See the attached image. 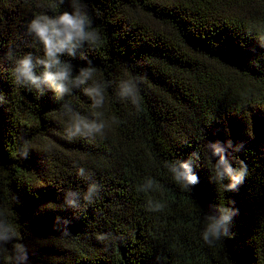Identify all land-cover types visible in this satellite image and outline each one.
I'll return each mask as SVG.
<instances>
[{
  "label": "trees",
  "instance_id": "trees-1",
  "mask_svg": "<svg viewBox=\"0 0 264 264\" xmlns=\"http://www.w3.org/2000/svg\"><path fill=\"white\" fill-rule=\"evenodd\" d=\"M80 3L101 38L84 54L105 84V104L93 109L80 90L65 99L81 116L102 111L109 127L103 137L69 141L62 102L13 76L18 59L43 56L28 23L73 11L69 0H0V214L29 264H264V0ZM62 59L74 73L87 66L79 55ZM123 79L140 81L139 113L116 96ZM229 140L243 144L228 158L233 167L243 160L248 175L225 192L210 181L207 144ZM192 153L199 183L189 191L165 164ZM146 178L153 189L138 191ZM90 182L99 186L91 203L62 207L65 191L82 197ZM148 200L165 207L149 211ZM219 206L238 214L230 236L209 246L203 218ZM58 216L70 221L67 234ZM0 264H15L12 244L0 248Z\"/></svg>",
  "mask_w": 264,
  "mask_h": 264
},
{
  "label": "clouds",
  "instance_id": "clouds-1",
  "mask_svg": "<svg viewBox=\"0 0 264 264\" xmlns=\"http://www.w3.org/2000/svg\"><path fill=\"white\" fill-rule=\"evenodd\" d=\"M61 3L64 0H60ZM73 11H64L55 16L41 14L35 16L27 25V33L36 42L43 46V56L34 57L32 54L24 55L16 61L13 76L18 85L29 90L35 89L43 94L46 90L54 94L57 101L62 102L63 113L68 117V122L64 129L65 137L71 141L76 138L95 139L97 136L103 137L105 130L109 127L108 121L104 118L102 111H93L91 118L81 116L76 112L66 97L73 94L75 90H80L92 102L93 109H103L105 104V84L94 79L95 68L92 61L84 54L85 46L89 48L96 46L100 42L99 34L91 29V20L80 0H69ZM264 47V42L261 43ZM85 60L87 66L80 67L74 73V66L71 62H66L62 57ZM115 83V82H113ZM138 79H123L115 83L116 96L122 101L129 102L139 113L141 100L139 95ZM0 97V103H3ZM243 144L233 145L229 140L227 144L217 141L207 144L208 156L213 159V174L210 181L222 184L224 191H237L248 175V166L243 161H238V166L233 167L229 160V149L239 152ZM30 147L25 143L21 148L22 158H27ZM199 159L198 153H192L186 160L168 162L165 167L172 173L174 180L184 190L191 191L199 183V176L194 171V159ZM78 175L85 179H91L86 175L83 167L78 168ZM228 181V183H225ZM154 181L146 178L145 182L138 187V191L147 193L153 189ZM99 194V186L95 182L88 184L86 192L81 197L77 191L67 190L64 192L63 208L79 209L81 198L91 203ZM147 209L152 212H160L165 205L159 201L148 200ZM238 214V209L219 206L213 214H205L203 218L204 227L202 239L213 246L216 242L230 236V225L233 217ZM63 223V231L67 234L69 220L57 217L55 226L59 227ZM12 244V252L15 264H29L28 249L25 244L18 242L15 230L12 228L7 217L0 214V248Z\"/></svg>",
  "mask_w": 264,
  "mask_h": 264
}]
</instances>
